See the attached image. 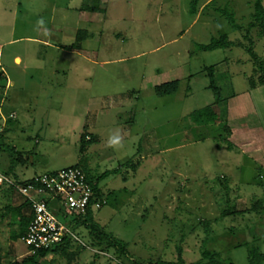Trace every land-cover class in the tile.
I'll list each match as a JSON object with an SVG mask.
<instances>
[{"label": "rangeland", "instance_id": "obj_1", "mask_svg": "<svg viewBox=\"0 0 264 264\" xmlns=\"http://www.w3.org/2000/svg\"><path fill=\"white\" fill-rule=\"evenodd\" d=\"M254 2L216 0L198 11L202 0H0V100L5 114L17 112L2 133L0 168L18 182L11 170L21 164L40 173L78 165L92 178L108 172L93 220L136 259L176 260L181 247L185 262H196L205 246L249 264L247 248L234 245L264 231V101L245 91L249 39L264 55ZM221 34L234 45L201 47ZM175 79L173 93H155ZM219 96L220 121L197 123L193 113ZM24 115L31 128L21 127ZM21 136H30L26 152ZM21 202L0 187L2 264L116 261L81 225L65 251L23 262L30 254L12 238L19 219L8 209Z\"/></svg>", "mask_w": 264, "mask_h": 264}, {"label": "trees", "instance_id": "obj_2", "mask_svg": "<svg viewBox=\"0 0 264 264\" xmlns=\"http://www.w3.org/2000/svg\"><path fill=\"white\" fill-rule=\"evenodd\" d=\"M226 14V18H228L229 22L232 23L235 27H239L238 24L235 23L234 17L232 14H229L227 11H224ZM252 17L255 23L259 24V32L258 35H264V7L262 5L261 0H255L253 4V12ZM254 23H251L249 27H253ZM252 40L249 39L248 45L245 47L246 52L251 57V60L254 64L253 68V75L247 76L248 80V87L249 88H255L259 85H264V55L258 56L256 51L252 47ZM230 45H234L233 41H230L227 39V36L225 34H221L219 38H212L211 41L207 44H201V47L206 50H212L215 48H225L229 47ZM208 73L210 75V87L216 92L217 96L220 94V91L218 90L217 86L214 84V76L213 72L215 70L214 66H209ZM1 77V75H0ZM178 80H171L162 82L159 84H156L153 86V89L157 95L163 96L173 93L178 86ZM223 101V98H216L214 102L211 104L200 108L196 110L193 115L194 119L197 123H217L220 121V104ZM87 141H92L90 137L87 136V138L84 140V144L81 147V150L83 151L85 149V144ZM228 148H232L233 145L230 143H227ZM84 171L87 173V170L83 168ZM108 175V172H103L102 174L96 175L95 178H92V176L88 177L94 182V190L98 196L101 197L99 183L100 181L105 178ZM233 204V203H232ZM261 203L256 202L254 206H260ZM233 205L228 207L223 211V215H226L229 213V210ZM9 210H11L14 215H16L19 219V228L16 231L12 232V238L13 239H19L25 232L26 226L28 223V218L26 216V212L28 210V202L22 201L17 206H9ZM260 215L262 213L264 214V205L261 206V208L258 210ZM76 224L74 228L79 227L81 225H84L88 230L89 234L91 236V242L94 246H96L101 251H107L112 250L114 253V258L116 261L112 264H235L229 257H223L221 253L218 250L210 249L208 247H203L200 251L201 260L196 262H190L186 263L185 260L182 257V249L181 247H177V258L176 260H163V259H155V260H148L143 261L134 258L129 250H128V244L116 238L115 236L107 233L105 230L100 228L96 223H94L93 220V213L88 211L83 218L76 219ZM249 241H243L238 242L234 245V247L238 246H245L247 248V257H248V263L249 264H264V249L261 248V245H264V231L255 234L250 238ZM70 238H64V240L54 245L53 247L46 248V249H40L37 250L35 253L30 254L28 257H26L23 262H29L32 263L37 256H44L50 251H65L66 247L71 244ZM111 261V259H109ZM0 264L1 263V253H0ZM10 264H17L10 263ZM109 264V263H108ZM111 264V263H110Z\"/></svg>", "mask_w": 264, "mask_h": 264}, {"label": "built area", "instance_id": "obj_3", "mask_svg": "<svg viewBox=\"0 0 264 264\" xmlns=\"http://www.w3.org/2000/svg\"><path fill=\"white\" fill-rule=\"evenodd\" d=\"M4 186L15 189L28 202V223L19 241L29 254L53 247L64 238H75L76 219L83 218L88 211L93 213L105 203L96 194L94 182L78 165L36 173L20 182L0 169V187Z\"/></svg>", "mask_w": 264, "mask_h": 264}, {"label": "crops", "instance_id": "obj_4", "mask_svg": "<svg viewBox=\"0 0 264 264\" xmlns=\"http://www.w3.org/2000/svg\"><path fill=\"white\" fill-rule=\"evenodd\" d=\"M214 1H216V0H202V3L200 4V9L198 11L203 10L210 2H214ZM262 5L264 7V4L263 3H262ZM42 42H44L45 44L47 43L46 40H43ZM14 60L18 62L19 61V57L18 56H15L14 57ZM7 82H8L9 85L12 84V81L11 80H7ZM245 91H246V96L249 99L255 100L257 98V99H261V101H264V85H259V86H256L255 88H249L247 86V89H245ZM236 95H237L236 93H233L231 95V97L235 98ZM223 103H225V101L221 102L220 106H222ZM3 104H4V101L2 102V100H0V130H1V133H0V150H1V146H2L3 139H4V135L2 133H4L5 130L8 128L7 127L8 121L11 122L10 124H12V121L15 122V120H16L15 118H17V115H16L17 112L14 109L13 110H10V112L8 114H5V112L2 109ZM14 115H16L15 118L14 119L13 118L10 119L11 118L10 116H14ZM31 118H32L31 115H24V117L22 119V122L20 123L21 124V127H24V125H25L26 128H27V126L30 124L29 127L31 128L32 127V124H33L32 121H31L32 120ZM8 129H10V128H8ZM17 138L21 139L22 144H21L20 147H21V149H22L23 152H26L25 149H27V145H26V142H24L23 140L25 138H27V140L30 139V136H24V137L21 136V137H17ZM83 151H86V149L83 150ZM1 157H2V155H1ZM23 160L24 159L21 157V161L22 162H23ZM1 161H2V158H0V164H1ZM12 165H13V161H12V159H9L7 161V167L11 168ZM1 170L5 174L10 173V172H8V171H10L8 169L6 170V169H3L2 168ZM11 171H12V175L16 179H20V181H25V180L31 178L34 174L40 173L38 171L29 172L28 171V167H27L26 164H21V166H18L17 165L16 166V172H15V170L14 171L11 170ZM104 179L105 178H103L101 181H103ZM22 201H23V199H22Z\"/></svg>", "mask_w": 264, "mask_h": 264}]
</instances>
